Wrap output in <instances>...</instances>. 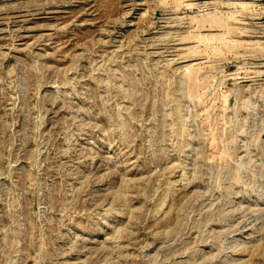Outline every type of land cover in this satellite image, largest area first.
<instances>
[{
  "label": "rangeland",
  "instance_id": "obj_1",
  "mask_svg": "<svg viewBox=\"0 0 264 264\" xmlns=\"http://www.w3.org/2000/svg\"><path fill=\"white\" fill-rule=\"evenodd\" d=\"M0 264H264V0H0Z\"/></svg>",
  "mask_w": 264,
  "mask_h": 264
}]
</instances>
